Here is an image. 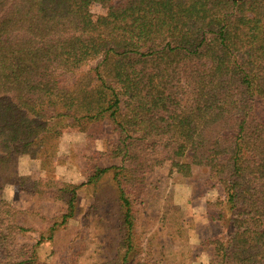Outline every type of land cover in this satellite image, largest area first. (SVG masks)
Returning a JSON list of instances; mask_svg holds the SVG:
<instances>
[{
	"label": "trees",
	"instance_id": "trees-1",
	"mask_svg": "<svg viewBox=\"0 0 264 264\" xmlns=\"http://www.w3.org/2000/svg\"><path fill=\"white\" fill-rule=\"evenodd\" d=\"M102 125L113 137L84 180L57 178L63 129ZM21 156L47 179L18 174ZM164 164L225 186L206 264H264V0H0V264H49L38 249L107 174L118 222L102 264H162L133 206ZM9 185L63 205L32 241Z\"/></svg>",
	"mask_w": 264,
	"mask_h": 264
},
{
	"label": "rangeland",
	"instance_id": "rangeland-1",
	"mask_svg": "<svg viewBox=\"0 0 264 264\" xmlns=\"http://www.w3.org/2000/svg\"><path fill=\"white\" fill-rule=\"evenodd\" d=\"M98 4H91L93 16L103 13ZM86 135L77 127L63 129L59 139L54 174L60 180L78 182L89 172L87 163L97 151H104L113 137L106 125ZM18 174L29 178L47 179L33 161L21 156L15 163ZM205 168L193 166L189 175L170 172L167 164L156 167L146 177L141 198L134 203L136 234L142 243H152L150 255L162 264H206L207 255L200 241L212 235L216 224L207 220V206L220 200L225 186L208 181ZM113 185L109 174L93 189H82L75 216L59 228L51 242L40 246V258L49 264H102L115 255L113 234L116 232L118 210L114 203ZM3 195L17 211V221L31 230L29 241L45 229L62 212L59 200L21 192L14 185L6 186ZM138 236V235H137ZM138 237V240L140 241ZM141 242V241H140ZM106 260V261H105ZM74 261V262H73Z\"/></svg>",
	"mask_w": 264,
	"mask_h": 264
}]
</instances>
